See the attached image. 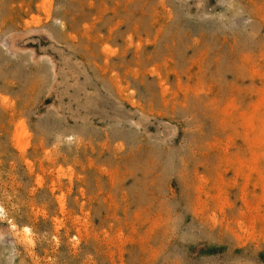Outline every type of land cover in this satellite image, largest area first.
<instances>
[{
	"label": "rangeland",
	"instance_id": "1",
	"mask_svg": "<svg viewBox=\"0 0 264 264\" xmlns=\"http://www.w3.org/2000/svg\"><path fill=\"white\" fill-rule=\"evenodd\" d=\"M0 264H264V0H0Z\"/></svg>",
	"mask_w": 264,
	"mask_h": 264
},
{
	"label": "bare ground",
	"instance_id": "2",
	"mask_svg": "<svg viewBox=\"0 0 264 264\" xmlns=\"http://www.w3.org/2000/svg\"><path fill=\"white\" fill-rule=\"evenodd\" d=\"M3 211V210H2ZM15 225V224H14ZM24 232H23V237L25 238V239H27L29 236L28 235H30V233H31V229L29 228V227H25L24 229ZM22 240V241H26V240ZM27 241H28V239H27Z\"/></svg>",
	"mask_w": 264,
	"mask_h": 264
}]
</instances>
